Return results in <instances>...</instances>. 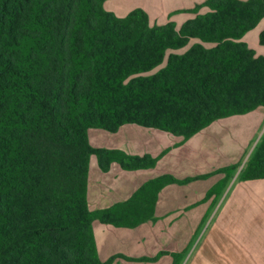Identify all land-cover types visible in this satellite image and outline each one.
Here are the masks:
<instances>
[{"label": "trees", "instance_id": "trees-1", "mask_svg": "<svg viewBox=\"0 0 264 264\" xmlns=\"http://www.w3.org/2000/svg\"><path fill=\"white\" fill-rule=\"evenodd\" d=\"M104 1L0 0V264L132 260L100 261L92 222L136 227L154 219L165 186L223 174L202 201L214 198L237 167L184 179L162 174L91 211V156L102 172L113 162L152 168L157 157L93 147L88 129L134 124L186 140L218 119L264 107V56L242 41L264 17V0H204L174 11L194 15L179 28L151 25L138 7L118 17ZM258 42L264 46V28ZM255 179H264V133L238 176Z\"/></svg>", "mask_w": 264, "mask_h": 264}, {"label": "crops", "instance_id": "crops-1", "mask_svg": "<svg viewBox=\"0 0 264 264\" xmlns=\"http://www.w3.org/2000/svg\"><path fill=\"white\" fill-rule=\"evenodd\" d=\"M202 1L204 0H186V4L184 1L180 2V0H178L164 9L160 8L158 5L155 9H152L149 6L140 8L147 13L149 20L151 17L153 19L157 17H165L167 21L174 22L175 26L179 28L182 22L193 18L194 15L184 12H177V14L174 13V11L190 9ZM157 3H160V1H157ZM110 9L107 11H111ZM176 19H180V25H177L178 22H175ZM259 22L253 29L257 27ZM263 28L264 24L258 28L256 31V36L251 32L248 33L249 31L246 32L244 35L248 37L244 39L245 41H242L246 43V45L252 49L256 55L264 56V46L260 45L258 42V35L263 30ZM260 46L263 47V49H260L257 52L256 48H260ZM260 108L261 107L251 111V113L257 112L260 110ZM234 117L239 118L238 115ZM211 124L207 127L211 126ZM202 130L190 138L183 140L181 137H177L168 132L152 128H144L134 124H125L120 126L116 132L112 133L113 136H129L132 139L126 141V143L118 144L116 147L107 148L120 149L129 155L141 156L143 154H148L152 157H157L156 164L152 168L129 171L122 170L118 164L113 162L110 164L109 170L107 172H102L97 167V169H94L91 173V170L89 169L86 192L89 210L93 211L104 209L110 207L114 203L124 201L128 199L131 194L145 181L162 174H170L177 179H184L187 177H194L210 173L211 171L213 172L216 170V168L210 170L209 172H203L202 170H199L196 175L178 176L177 173L171 169H163L161 171L154 169L157 168L159 162L167 158L170 154L174 156V151H179L183 148L186 151L188 145L192 141L194 142L199 138V134ZM187 153L189 157L184 156L183 161L180 163L181 166H191L193 168L196 167V169L202 167L201 159L199 161L195 160V154H197L196 150L192 152L189 150ZM190 158L193 160V162ZM233 164V162H230L222 166L226 167ZM222 166L218 168H222ZM218 175L219 174L212 175L213 177L216 176L215 182L212 184V186L222 178L221 176L217 177ZM205 179L193 180L183 185L170 184L162 188L158 193L154 207V219L145 221L136 227L120 228L112 226L114 228L113 230H106L99 226L101 224L100 222L96 220L93 221L92 231L97 255L100 261H106L111 256L120 255L132 260L116 258L112 264H160L161 260L164 257L167 258L168 254H178V249L175 251L160 249L159 246L154 243L153 237H151V232H154L155 234L158 233V230L154 228V225L156 224L157 226L159 219H163V221L165 220V224L162 225L163 229H166V227L170 228L173 224H175V221L178 220L179 217L171 216L169 218V215H175L176 211L178 210L175 208L178 206L182 205L181 208L184 209L183 212L186 213L205 204V202L209 199L206 201L193 200L192 202H186L185 199L187 197V195H185L186 188L191 183L205 181ZM243 183H247V190L246 188L244 190H237ZM237 184L238 185L234 186L235 188L233 187L231 191L229 190L223 196L224 199L217 211L218 216H221L224 211L228 210V219L226 221L215 220V222L210 226L209 231L206 233L209 238L214 237L215 235L212 243H214L218 256L217 259H215L216 262L214 264H264V179L238 181ZM150 226L153 228H150ZM96 231L100 232L99 238ZM105 231H107L106 235ZM170 237L172 236L170 235ZM205 241L206 239L203 240V242ZM140 258L155 259L152 261H139L138 259ZM170 263H173L172 259H168V262L166 261L163 264Z\"/></svg>", "mask_w": 264, "mask_h": 264}, {"label": "rangeland", "instance_id": "rangeland-1", "mask_svg": "<svg viewBox=\"0 0 264 264\" xmlns=\"http://www.w3.org/2000/svg\"><path fill=\"white\" fill-rule=\"evenodd\" d=\"M157 1H160V3H157ZM177 1L178 0H105L103 2V7L106 10L111 8L110 10L113 11L116 16L123 17L131 9L136 7L140 8L149 6L152 9H155L158 5L160 8L164 9ZM182 1L187 4L186 0H180V2ZM204 11H206V8L201 9V12ZM166 21L165 17H157L155 19L151 17L149 20L151 25L163 24ZM175 22H178L177 25L181 24L180 19H176ZM263 24L264 18L259 22L255 29L249 31L248 33L251 32L256 36V31ZM244 37L242 38L243 41H245L244 39L248 36L244 35ZM196 42L197 40L191 39L183 48L167 51L160 66L165 64L168 53H182ZM260 49H263V47L260 46V48H256V51L258 52ZM156 70L157 68L152 72ZM243 115L245 116L238 115L239 118L232 116L233 118L227 117L212 122L211 126L204 128L200 132L199 138L197 136L198 139L195 140L196 142L192 141L188 145L186 151L184 148V150L180 149L179 151H174V156L170 154L167 158L159 162L157 168H154L160 171L163 169H171L172 171H175L178 176H187L196 175L199 170L209 172L214 168L217 169L218 167L230 162H233L234 166H237L236 169L232 171L231 178L225 183L224 187L220 189L219 194L216 197H210L209 200H205V204L192 209L190 212L188 211L184 213V209L181 208L182 205L175 208L178 210L175 215H169V218L171 216H176L179 217V219L176 220L175 224H173L170 228L166 227V229H163L162 225L165 224V220L163 221V219H159L157 226L156 224L154 225V228L158 230L157 234L151 232V237H153L154 243L159 246L160 249H166L168 251L179 250L178 254H168L167 258L164 257L165 259L163 258L160 264H163L166 261L168 262V259H172V264H214L216 262L215 259H217L218 255L216 253L214 243H212L215 235L214 237L209 238L206 233L209 231L210 226L215 222V220L226 221L228 219V210L224 211L221 216H218L217 212L224 199L223 196L229 190L231 191L235 185H238L239 171L245 165L246 160L256 147L259 138L264 133V107H261L257 112H250V114L248 113ZM87 132L91 146L96 147H116L118 144L126 143V141L132 139L129 136H113L112 133L99 128H90ZM189 150H191V152L195 150L197 151V154H195V160L199 161L201 159L202 166L199 167V169H196V167H183L180 165L184 156H188L187 152ZM199 150L201 156L199 154ZM191 161L193 162L192 159ZM89 169L91 170V173L94 169H97L94 156L90 157ZM219 176L223 177V174H219L217 177ZM215 177L216 176H209L205 179V181L191 183L185 190V195H187L185 198L186 202L202 200L206 191L215 182ZM245 188L247 190V183L241 184L237 190H244ZM99 226L106 230L114 229L112 226L108 225L100 224ZM150 228L153 227L150 226ZM96 233L99 238L100 232L96 231ZM106 234L107 231H105V235ZM169 234L172 237H170ZM204 239H206L205 242H203Z\"/></svg>", "mask_w": 264, "mask_h": 264}]
</instances>
